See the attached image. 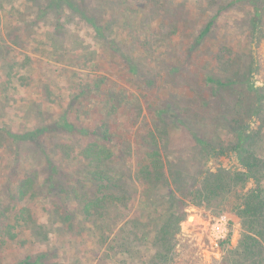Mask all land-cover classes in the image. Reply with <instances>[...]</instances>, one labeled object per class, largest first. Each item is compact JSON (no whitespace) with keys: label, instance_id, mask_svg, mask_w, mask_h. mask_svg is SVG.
<instances>
[{"label":"trees","instance_id":"16d2710c","mask_svg":"<svg viewBox=\"0 0 264 264\" xmlns=\"http://www.w3.org/2000/svg\"><path fill=\"white\" fill-rule=\"evenodd\" d=\"M143 1L47 0L43 12L57 13V29L68 10L67 20L94 36L71 48L72 62L106 70L98 57L107 54L123 72L77 77L67 69L75 98L68 107L47 86L61 107L56 115L44 117L46 105L32 100L33 126L0 119V158L8 153L26 165L0 195V264L13 249L15 264H178L186 201L240 217L242 241L224 264H264V84L256 82L249 44L264 41V0H193L209 15L196 31L192 9ZM231 6L245 10L249 48L214 34ZM149 15L159 26L146 25ZM54 44L57 54L62 45ZM14 66L5 72L9 80L21 73ZM28 78L21 84L30 87ZM94 114L99 122L88 124ZM177 129L191 141L180 153Z\"/></svg>","mask_w":264,"mask_h":264},{"label":"rangeland","instance_id":"374dc122","mask_svg":"<svg viewBox=\"0 0 264 264\" xmlns=\"http://www.w3.org/2000/svg\"><path fill=\"white\" fill-rule=\"evenodd\" d=\"M97 1L88 0V3L95 5ZM114 1L119 2L121 0ZM132 1H137L138 5L140 0H129V3L134 5ZM46 2L47 0H0V104L1 106L5 104V111H0V114L3 113L0 115V119L4 118V120L13 123L19 129L24 127L25 124H27V127L33 126L32 122H27V118L30 117L32 112L28 102L32 100L46 105L44 117L52 116V114L56 115L60 110L61 107L56 103V96H47V86L54 88V92L58 93V98L64 102L65 107H68L75 99L73 91L68 87L69 81L67 84V76L65 75L67 72H64L65 70L69 69L71 73L76 72L77 77H85L88 73L91 75L105 73L106 70L107 73L108 71L114 72V75L122 74L123 72L118 69L121 67L120 60L116 58L112 60L113 58L107 54L98 57L101 65L104 63L108 64L109 69L106 68V70L104 68L97 69L93 65L83 67V63H80L81 61L72 62L73 55L69 53L71 48L91 44L94 42V36L87 27L79 28L68 21L67 19L71 17V13L68 10L62 12L63 18L61 22L63 25L57 29V13L47 8V11L43 12ZM142 2L144 1L142 0ZM181 2H184L182 3L183 5H181ZM166 4L169 8L173 6L175 12H187L188 8V11L192 9L194 16L191 19V29L193 31L204 27L209 21V15L203 16V13L201 14L195 9L196 2L193 0H166ZM240 10H235L234 6H231L223 11V17L218 18L215 24L214 34L218 38H227L235 45L238 41L248 44L247 40L249 38L242 36L244 27L243 23H240L245 10L243 8H240ZM166 11L164 10V12ZM146 23V25L151 24L152 27H155V25L159 26L157 17L154 18L153 15L148 16ZM51 36H53V39ZM55 40H58L62 45L57 54L55 51ZM121 40H125V38L121 37ZM255 40L249 41V44L252 47V53L256 56V65H259L256 82L263 85L264 41L258 45ZM178 47H176V51L180 49ZM52 53L56 55L57 59L51 56ZM188 61L195 63V56ZM15 63L16 65L14 66ZM172 63H174V59H169L168 65ZM10 64H13L14 69L21 72L18 74L19 78L16 76L11 78V80L7 79L8 75L6 73L8 68H10ZM188 68V70L191 69L190 65H188ZM58 73H60V76L57 75ZM25 75L29 76L30 87L22 85L20 82V78ZM121 79L119 78L116 81H121ZM57 81L61 84L60 88L55 85ZM7 85H9V89L7 91L3 90V87ZM6 92H8L7 95L5 94ZM97 117L98 115L94 114V117L87 118L86 122L95 125L99 122ZM131 132L133 134L134 129ZM174 134L178 141L174 148L177 153H180L182 149L187 148L188 144L191 143L188 137L190 135L181 132L180 129L175 130ZM130 137L135 140L136 133L135 135H130ZM136 149L137 147L134 146L133 150L136 151ZM188 151L192 152V150ZM2 155L0 158L1 196L6 187L11 188L13 186L10 184L8 176L12 175L13 178L22 177L26 166L24 163L17 164L15 159L9 156L8 153H2ZM131 158L135 160V155H132ZM227 162L231 166L229 160ZM209 164L215 166L216 160L212 159ZM183 210L186 218L181 222V232L178 235V255L176 257L178 264H224L227 255L233 249H236L242 241L244 228L240 217L228 209L219 210L206 205L198 206L188 201L182 203L181 215ZM218 218L222 219V224L227 225L226 235L221 238H216L213 234V225ZM230 232H232L230 242L222 244L221 240L225 239ZM10 251L12 253H9L8 257L5 258L4 264H15L18 261V259L14 258L16 255L15 249ZM35 252H33L34 256ZM64 252L66 254L65 250ZM61 253L63 254V251ZM19 255L23 257L25 253L20 251ZM120 258L123 257L120 256ZM65 263L67 264L68 261L65 260ZM69 264L73 263L70 262Z\"/></svg>","mask_w":264,"mask_h":264},{"label":"built area","instance_id":"2783aa9c","mask_svg":"<svg viewBox=\"0 0 264 264\" xmlns=\"http://www.w3.org/2000/svg\"><path fill=\"white\" fill-rule=\"evenodd\" d=\"M226 230L227 225L222 224V219L218 218L213 225V234L216 236V238H221L226 235Z\"/></svg>","mask_w":264,"mask_h":264}]
</instances>
